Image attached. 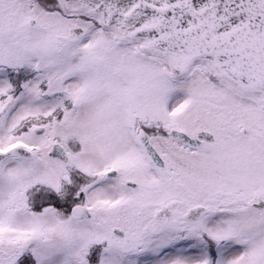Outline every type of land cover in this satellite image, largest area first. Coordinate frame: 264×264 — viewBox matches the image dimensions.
<instances>
[{"label": "snow or ice", "instance_id": "snow-or-ice-1", "mask_svg": "<svg viewBox=\"0 0 264 264\" xmlns=\"http://www.w3.org/2000/svg\"><path fill=\"white\" fill-rule=\"evenodd\" d=\"M0 264H264V0H0Z\"/></svg>", "mask_w": 264, "mask_h": 264}]
</instances>
